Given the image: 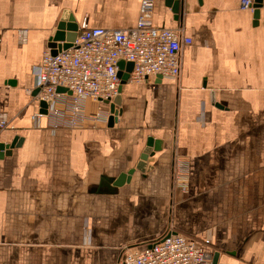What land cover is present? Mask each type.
<instances>
[{
	"label": "crops",
	"instance_id": "obj_1",
	"mask_svg": "<svg viewBox=\"0 0 264 264\" xmlns=\"http://www.w3.org/2000/svg\"><path fill=\"white\" fill-rule=\"evenodd\" d=\"M141 2L0 0V146L16 144L0 154V264H113L170 228L218 264H264V7L183 0L176 19L155 0L154 24L193 39L178 79L125 84L113 125L93 100L78 128L39 115L35 69L63 13L124 30Z\"/></svg>",
	"mask_w": 264,
	"mask_h": 264
},
{
	"label": "built area",
	"instance_id": "obj_2",
	"mask_svg": "<svg viewBox=\"0 0 264 264\" xmlns=\"http://www.w3.org/2000/svg\"><path fill=\"white\" fill-rule=\"evenodd\" d=\"M258 4L264 7V0H240V9L253 11ZM154 7L155 0H142L137 24L130 29L89 27L84 19L71 48L56 55L50 49L44 52L35 69L34 90H39L35 99L48 104L46 116L55 128L80 127L87 100L110 107L107 102H112L121 87L119 73L126 72L120 69V61L134 65L128 83L179 78L181 52L193 39L182 28L157 27ZM3 119L5 128L7 120ZM207 243L169 229L143 249H125L113 264H213Z\"/></svg>",
	"mask_w": 264,
	"mask_h": 264
},
{
	"label": "water",
	"instance_id": "obj_3",
	"mask_svg": "<svg viewBox=\"0 0 264 264\" xmlns=\"http://www.w3.org/2000/svg\"><path fill=\"white\" fill-rule=\"evenodd\" d=\"M166 5L167 7L171 8L173 12L176 15V19H180L181 16V9L183 7V0H166ZM260 8L262 6L258 4L255 8V18H259L260 14ZM78 31H79V26L74 18V16L71 15L70 12L65 11L59 20L55 31L53 35L49 39V44H48V49L52 51L53 55L58 54L59 52L63 50H67L72 47L73 43L75 42L77 36H78ZM119 67L120 69L126 68V72L120 71L119 77L121 78V87L119 89L118 95L112 100V102H107V104L110 105L111 113L112 116L110 118V125H113V123L117 122L118 116L121 114V106H122V90L123 86L128 83V80L130 78V73L133 71L134 65L132 63H126L125 61H120L119 62ZM161 81L162 79L159 78ZM39 90L35 91V95L38 93ZM59 92L64 91L63 89H58ZM214 101V98H212ZM220 107L219 105H217ZM47 109H48V104L46 102H41L40 103V114L41 115H46L47 114ZM22 140H20L21 142ZM16 144L12 145H1L0 146V154L2 157L5 155H11V149L15 147ZM19 146V145H18ZM153 146V140L150 139L148 143V148L145 151L144 156H142V160H146L147 154L151 152V148ZM144 166L143 163H140L138 165V168L141 169ZM131 173V172H130ZM129 180V176L127 175H122L118 181H117V186H121L124 184L126 181ZM218 258L219 254H216L215 259L213 260V264H218Z\"/></svg>",
	"mask_w": 264,
	"mask_h": 264
},
{
	"label": "rangeland",
	"instance_id": "obj_4",
	"mask_svg": "<svg viewBox=\"0 0 264 264\" xmlns=\"http://www.w3.org/2000/svg\"><path fill=\"white\" fill-rule=\"evenodd\" d=\"M3 118H6V120H7V126L5 128L2 127V125H1V121L4 120ZM8 126L9 125H8V116H7V114H1L0 115V130L4 131V129H7ZM186 174H188V172L184 169V176L182 178H180V176H178L177 179H176L175 173H174V177L172 178V181H171L173 183L174 190H176L175 189V183L177 185V182H181V181H182V186L183 187L185 186V188H187L189 180H188V177H186ZM186 192L187 191H185V193H183V194H186ZM170 229H172V228H170Z\"/></svg>",
	"mask_w": 264,
	"mask_h": 264
}]
</instances>
